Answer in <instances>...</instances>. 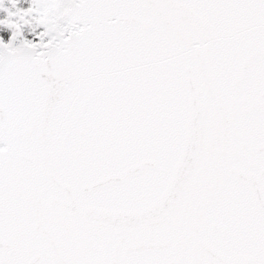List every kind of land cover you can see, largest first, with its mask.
Segmentation results:
<instances>
[{
    "label": "snow or ice",
    "instance_id": "obj_1",
    "mask_svg": "<svg viewBox=\"0 0 264 264\" xmlns=\"http://www.w3.org/2000/svg\"><path fill=\"white\" fill-rule=\"evenodd\" d=\"M8 5L0 264H264V0Z\"/></svg>",
    "mask_w": 264,
    "mask_h": 264
},
{
    "label": "flooded vegetation",
    "instance_id": "obj_2",
    "mask_svg": "<svg viewBox=\"0 0 264 264\" xmlns=\"http://www.w3.org/2000/svg\"><path fill=\"white\" fill-rule=\"evenodd\" d=\"M5 5H6V6H9V5H8V0H5ZM21 6H25V7H26L27 5L22 3Z\"/></svg>",
    "mask_w": 264,
    "mask_h": 264
}]
</instances>
